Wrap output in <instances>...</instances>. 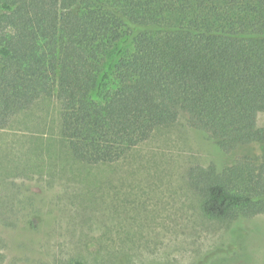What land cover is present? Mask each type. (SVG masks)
<instances>
[{"label":"trees","instance_id":"obj_1","mask_svg":"<svg viewBox=\"0 0 264 264\" xmlns=\"http://www.w3.org/2000/svg\"><path fill=\"white\" fill-rule=\"evenodd\" d=\"M142 34L150 48L127 69ZM45 98L87 166L120 162L185 115L215 150L187 180L206 217L235 222L225 252L243 245L238 223L264 214V0H0V130ZM253 145L260 158L239 155Z\"/></svg>","mask_w":264,"mask_h":264},{"label":"rangeland","instance_id":"obj_2","mask_svg":"<svg viewBox=\"0 0 264 264\" xmlns=\"http://www.w3.org/2000/svg\"><path fill=\"white\" fill-rule=\"evenodd\" d=\"M149 48L135 37L121 65ZM245 154L262 156L258 145ZM216 160L181 115L116 164H81L60 136L59 103L42 99L0 130V264H264V214L238 223L243 245L225 252L235 222L206 217L189 186L192 166Z\"/></svg>","mask_w":264,"mask_h":264}]
</instances>
